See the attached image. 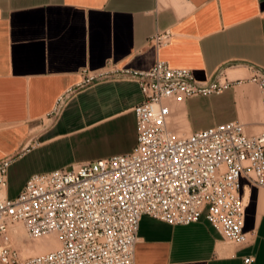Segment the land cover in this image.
Listing matches in <instances>:
<instances>
[{"label": "crops", "instance_id": "crops-1", "mask_svg": "<svg viewBox=\"0 0 264 264\" xmlns=\"http://www.w3.org/2000/svg\"><path fill=\"white\" fill-rule=\"evenodd\" d=\"M164 30L168 42L155 46L151 37ZM156 59L189 68L197 80L219 71L228 82L175 105L187 132L230 119L245 130L263 123L247 64L264 69V0H0V157L33 153L30 175L88 160L70 153L81 129L129 115L134 135L141 93L109 71L148 69ZM83 68L103 75L79 89ZM240 185L247 243L224 240L203 214L187 224L142 215L134 264H245V255L264 264V185L243 175Z\"/></svg>", "mask_w": 264, "mask_h": 264}, {"label": "built area", "instance_id": "built-area-1", "mask_svg": "<svg viewBox=\"0 0 264 264\" xmlns=\"http://www.w3.org/2000/svg\"><path fill=\"white\" fill-rule=\"evenodd\" d=\"M169 37L164 30L151 39L159 46ZM247 66L264 114V69L252 63ZM109 72L133 79L141 93L132 106L133 145L125 152L34 172L13 197L7 194V184L15 155L0 157V260L6 264H134L142 215L187 224L203 214L224 240L247 243L249 235L243 229L247 197L241 192L240 176L252 185H264V120L256 133H247L243 123L230 119L176 135L168 125L171 113L178 110L175 105L225 88L228 82L219 71L197 80L189 68L156 59L148 69L118 65ZM102 75L80 69L76 86ZM62 100L60 96L59 105ZM15 223H21L32 237L55 233L57 245L23 253L11 239ZM251 259L245 255L243 262Z\"/></svg>", "mask_w": 264, "mask_h": 264}, {"label": "rangeland", "instance_id": "rangeland-1", "mask_svg": "<svg viewBox=\"0 0 264 264\" xmlns=\"http://www.w3.org/2000/svg\"><path fill=\"white\" fill-rule=\"evenodd\" d=\"M93 82L82 85L79 89H84ZM75 92V91H74ZM73 92V93H74ZM74 102L70 104L73 106ZM180 113H177L179 116ZM264 120V114H261V121ZM74 123H81L78 118H72ZM168 125L174 129L176 135H183L187 131L183 128L181 118H174L172 112L168 118ZM263 128V123L246 129L247 133H256ZM134 142L131 117L124 115L106 123L96 124L91 127L81 129L73 136V147L70 153L80 158H88V160L96 159L100 156H107L113 153L128 151ZM69 153V151H68ZM33 153L13 160L9 168V195L13 197L18 194L21 186L25 182L29 173L37 167V163L28 161ZM16 229L19 234L13 236L12 231ZM11 239L15 245H18L23 253H35L49 249L47 247L46 236L32 237L24 229L21 223H15L11 227ZM46 247V248H45Z\"/></svg>", "mask_w": 264, "mask_h": 264}, {"label": "bare ground", "instance_id": "bare-ground-1", "mask_svg": "<svg viewBox=\"0 0 264 264\" xmlns=\"http://www.w3.org/2000/svg\"><path fill=\"white\" fill-rule=\"evenodd\" d=\"M15 231H17V230H15ZM17 234H19V232ZM46 238L48 240L47 241V247L48 248H52V247H54V246L57 245V237H56V234L55 233L47 234L46 235Z\"/></svg>", "mask_w": 264, "mask_h": 264}]
</instances>
